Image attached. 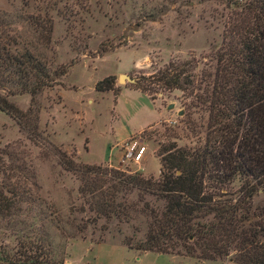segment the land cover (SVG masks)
<instances>
[{
    "label": "rangeland",
    "instance_id": "374dc122",
    "mask_svg": "<svg viewBox=\"0 0 264 264\" xmlns=\"http://www.w3.org/2000/svg\"><path fill=\"white\" fill-rule=\"evenodd\" d=\"M231 1L82 0L83 9L76 8L67 22L51 13L52 39L44 45L26 21L39 14L45 0H0V33L3 27L9 29L18 43L14 49L34 53L52 71L60 66L67 70L34 99L0 89V98L20 111L37 109L38 136L32 138L16 118L0 112V159L7 162L4 153L11 151L36 173L43 207L32 214L24 210L10 220L0 217V252L15 255L26 247H43L49 264H233L228 259L199 261L129 250L122 245L123 237L142 240L147 230V221L139 214L129 225H120L121 232L117 221H112L104 233L106 243H94L105 223L88 224L84 232H77L76 227L89 223V214L78 212L83 205L80 182L63 169L57 154L60 149L83 165L158 178L160 143L175 140L178 146H197L184 121L190 118L197 127L204 126V112L189 115L180 91L159 92L152 101L133 87L138 79L170 62L193 59L197 75L213 72L224 27L234 17ZM121 75L135 83L118 81ZM111 76L116 78L114 91L97 92L95 84ZM131 139L146 148L138 164L124 159L125 144ZM129 200L136 201V196ZM252 204L264 206V191L256 194ZM49 213L52 217L44 219Z\"/></svg>",
    "mask_w": 264,
    "mask_h": 264
},
{
    "label": "trees",
    "instance_id": "16d2710c",
    "mask_svg": "<svg viewBox=\"0 0 264 264\" xmlns=\"http://www.w3.org/2000/svg\"><path fill=\"white\" fill-rule=\"evenodd\" d=\"M82 3L45 0L39 14L29 16L26 22L36 39L49 45L51 13L56 12L67 22L77 13L76 8L83 9ZM231 3L234 17L224 27L213 72L197 75L193 59L170 62L138 79L133 87L152 101L159 92L165 95L180 91L189 115L204 112V126L197 127L190 118L184 121L185 130L196 139L197 146H178L175 140L160 143L158 178L83 165L57 149L63 169L80 182L78 193L83 205L78 212L89 214V223L76 227L77 232H84L88 224L105 223L94 243H106L104 233L112 221H117L121 232L119 226L129 225L139 214L146 219L147 230L142 240L123 237L122 245L129 250L199 261L228 259L233 264H264V206L252 204L256 194L264 191V0ZM25 6L30 3L25 2ZM1 30V90L29 94L34 99L67 73L63 66L52 71L34 53L14 49L16 39L7 32L9 29ZM115 81L113 76L106 77L95 84V90L114 91ZM0 112L16 118L30 138L38 136L37 109L30 107L22 112L0 98ZM4 154L7 162L0 159V217L10 220L24 210L29 214L41 212L36 173L11 151ZM132 195L136 201L129 200ZM51 217L49 213L44 219ZM47 253L36 246L15 255L0 252V264H49Z\"/></svg>",
    "mask_w": 264,
    "mask_h": 264
},
{
    "label": "built area",
    "instance_id": "2783aa9c",
    "mask_svg": "<svg viewBox=\"0 0 264 264\" xmlns=\"http://www.w3.org/2000/svg\"><path fill=\"white\" fill-rule=\"evenodd\" d=\"M125 153H124V159L133 162L135 164H138L145 151L146 148L140 144V142L136 139H131L125 144Z\"/></svg>",
    "mask_w": 264,
    "mask_h": 264
},
{
    "label": "water",
    "instance_id": "95a60500",
    "mask_svg": "<svg viewBox=\"0 0 264 264\" xmlns=\"http://www.w3.org/2000/svg\"><path fill=\"white\" fill-rule=\"evenodd\" d=\"M128 81V82H130V83H135V79H132L130 76H127V75H121L120 77H119V79H118V81ZM170 109H172L173 108V105H170V107H169ZM183 113L182 112H180L179 113V115H182Z\"/></svg>",
    "mask_w": 264,
    "mask_h": 264
},
{
    "label": "crops",
    "instance_id": "0c3cea01",
    "mask_svg": "<svg viewBox=\"0 0 264 264\" xmlns=\"http://www.w3.org/2000/svg\"><path fill=\"white\" fill-rule=\"evenodd\" d=\"M146 95V94H145ZM71 264V263H70Z\"/></svg>",
    "mask_w": 264,
    "mask_h": 264
}]
</instances>
